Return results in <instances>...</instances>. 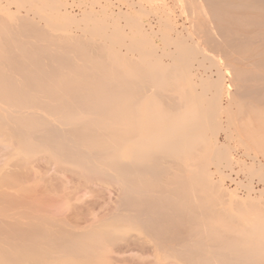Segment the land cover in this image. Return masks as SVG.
<instances>
[{
    "label": "bare ground",
    "instance_id": "obj_1",
    "mask_svg": "<svg viewBox=\"0 0 264 264\" xmlns=\"http://www.w3.org/2000/svg\"><path fill=\"white\" fill-rule=\"evenodd\" d=\"M104 1L0 9V264H264V0Z\"/></svg>",
    "mask_w": 264,
    "mask_h": 264
},
{
    "label": "rangeland",
    "instance_id": "obj_2",
    "mask_svg": "<svg viewBox=\"0 0 264 264\" xmlns=\"http://www.w3.org/2000/svg\"><path fill=\"white\" fill-rule=\"evenodd\" d=\"M13 1V2H12ZM22 1H24V0H22ZM21 0H0V9L2 8V9H4V10H9V12H13V13H15V14H17V15H19L20 17L22 16V17H29V18H32V19H34V20H37L36 22L39 24V25H41L42 27H45L46 26V19L47 18H51L52 20H53V22H60V23H65V21H62L61 19H59V18H57V14L60 16V14L62 15V14H67L68 16H71V17H74L77 21H78V23H74V24H67V23H65L64 25L63 24H61V26L63 27H65L66 28V30L68 31V32H70V33H72V34H74V35H79L80 33L81 34H85V36L84 37H90V32H92V29H91V26L93 25V21H92V23L90 22V21H87V20H83L82 19V15H81V13L83 14V12H81V11H89V9H90V11H97V12H95V13H97L96 14V16L95 17H99V19H100V21L98 22L99 24L98 25H100V22L101 23H103L104 22V20H105V22L106 23H108V20L106 21V19H105V15H107L106 13H102V11H103V9H102V7H105L106 5V3H105V1L104 0H97V1H94V0H26V2L25 3H23ZM168 2H169V6H170V4H171V6H170V8L173 6L172 4H173V0H167ZM21 2H22V4L23 5H25V6H23L22 4H21ZM59 2H61L60 4H59ZM98 2V3H97ZM171 2V3H170ZM27 3V4H26ZM29 3V4H28ZM47 3H49V5H46ZM38 4V5H37ZM173 9V11H174V7H172ZM72 9V10H71ZM92 9V10H91ZM81 10V11H80ZM92 11V12H93ZM29 12V13H28ZM32 12V13H31ZM93 12V13H94ZM60 13V14H59ZM71 13H73V14H71ZM35 14V15H34ZM98 15V16H97ZM104 16V17H103ZM57 19V20H56ZM102 19H103V21H102ZM90 22V23H89ZM59 23V24H60ZM95 24V23H94ZM104 24V23H103ZM102 24V25H103ZM66 25H67V27H70V29L69 28H67L66 27ZM68 25H70V26H68ZM76 25H78L79 26V29L77 28V26ZM89 25V26H88ZM60 26V27H61ZM61 27V29L62 30H59V31H57V33H64V31L65 32H67L66 30H63V29H65L64 27L62 28ZM109 31V30H108ZM83 34V35H84ZM86 35H88V36H86ZM80 36V35H79ZM82 36V35H81ZM240 153H241V151H240ZM240 155V154H239ZM239 155L238 156H235V158L237 159V158H239ZM240 159H242V160H245L246 161V164L247 165H249L250 164V160L249 159H245V158H240ZM249 160V161H248ZM263 163H264V160H263ZM211 170L212 171H214V169H213V167L211 168ZM236 170V172H234V174L232 173V172H230L227 168H224V173H225V175H228V173H229V177L227 176V177H225V178H223L222 179V181L220 182V183H222L221 184V186H222V188L224 189V191H226V192H224V194L225 195H227L228 197H230L231 196V198H232V200H230V199H228L227 201L228 202H231V201H233V200H240L241 202L243 201V202H245L246 201V198H247V200L248 201H250L249 200V196L247 197V195H250V197L251 198H254V200L253 201H257V202H259L258 204H259V206L261 205V206H264V183H260L261 181H259V179L256 177V176H252L251 175V178H248V177H250L249 176V174L247 173V171H240L239 170V168L237 167V166H234V171ZM240 171L238 174H235V173H237V171ZM241 172H242V174H241ZM247 174V175H246ZM215 176V178H214V180H216L217 181V179L219 178V176L217 175V174H214ZM217 178V179H216ZM258 179V180H257ZM237 181H238V183H237ZM232 182V183H231ZM240 182H241V184H240ZM240 186H238L237 184ZM251 185V188H253V189H251V188H248V185ZM245 187H244V186ZM246 185H247V187H246ZM249 185V186H250ZM247 189V191H248V189H251V190H254V191H250V193L248 194V192L246 191V189ZM231 189V190H230ZM96 190V189H95ZM231 191H232V193H231ZM235 191V192H234ZM247 192V193H246ZM254 192V193H253ZM263 194H262V193ZM104 194H105V192H103ZM94 194V193H93ZM236 194V195H235ZM247 194V195H246ZM96 195H98V196H100V194L98 193H95V197L92 195V196H88V197H86L83 201V203H85V205L86 206H88V207H90V208H97V207H99L101 204L100 203H102V201L103 200H101V198L100 199H98V196H97V198H96ZM101 195H102V193H101ZM244 195H245V197H244ZM239 196V197H238ZM258 196V197H257ZM260 196V197H259ZM111 199L112 198H114V196L113 195H111V197H110ZM258 198H259V200H258ZM227 199V198H226ZM256 199V200H255ZM237 203L238 201H233V203ZM95 203V204H94ZM235 203L233 204V207L235 206ZM247 203V202H246ZM90 204H92V207L90 206ZM93 204H94V206H93ZM100 204V205H99ZM249 204V203H248ZM258 204H255L254 203V205L256 206H258ZM81 205V204H80ZM95 205H99V206H97V207H95ZM258 206V207H259ZM233 207H232V210L233 211H236V212H238V211H240L238 208H235V207H237V206H235L234 207V209H236V210H234L233 209ZM247 207V206H246ZM244 208V207H243ZM260 208V207H259ZM248 209V210H247ZM247 211L246 212H248L249 214H251L252 212H254V210H255V208L254 209H251V208H249V207H247ZM256 209H258V208H256ZM235 212V213H236ZM130 255V254H129ZM128 255V256H129ZM133 255V254H132ZM127 255H126V257H128ZM125 257V258H126ZM129 258L130 259H132V264H134L136 261H137V258L134 256V260H133V256H132V258L129 256ZM129 258H127V259H129ZM136 258V259H135ZM136 260V261H135ZM131 261V260H130ZM148 261V260H147ZM137 262H139V261H137ZM137 262L135 263V264H137ZM144 263H147L146 262V260L145 261H143ZM143 262H141V263H143ZM143 263V264H144ZM139 264V263H138ZM148 264V263H147Z\"/></svg>",
    "mask_w": 264,
    "mask_h": 264
}]
</instances>
